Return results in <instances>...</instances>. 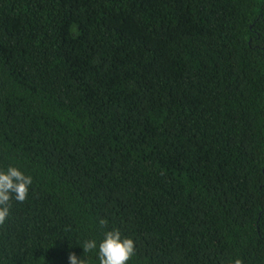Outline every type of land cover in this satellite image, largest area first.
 I'll return each instance as SVG.
<instances>
[{
  "label": "trees",
  "instance_id": "1",
  "mask_svg": "<svg viewBox=\"0 0 264 264\" xmlns=\"http://www.w3.org/2000/svg\"><path fill=\"white\" fill-rule=\"evenodd\" d=\"M9 166L0 264H264V0H0Z\"/></svg>",
  "mask_w": 264,
  "mask_h": 264
},
{
  "label": "clouds",
  "instance_id": "2",
  "mask_svg": "<svg viewBox=\"0 0 264 264\" xmlns=\"http://www.w3.org/2000/svg\"><path fill=\"white\" fill-rule=\"evenodd\" d=\"M32 184V177L24 175L19 169L9 166L6 171L0 170V226L10 214L11 201L24 202L29 194ZM102 228H107V219L101 218L98 221ZM98 248L97 258L99 264H128V261L135 255V243L131 238H122L119 229L105 231L104 238L99 245L95 240H87L83 245L84 253L91 252ZM69 264H87L86 260H79L75 254H70ZM233 264H242L237 258Z\"/></svg>",
  "mask_w": 264,
  "mask_h": 264
}]
</instances>
